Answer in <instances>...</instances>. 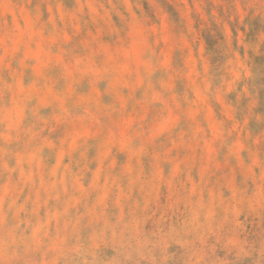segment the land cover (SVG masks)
Segmentation results:
<instances>
[{
  "label": "rangeland",
  "instance_id": "rangeland-1",
  "mask_svg": "<svg viewBox=\"0 0 264 264\" xmlns=\"http://www.w3.org/2000/svg\"><path fill=\"white\" fill-rule=\"evenodd\" d=\"M0 264H264V0H0Z\"/></svg>",
  "mask_w": 264,
  "mask_h": 264
}]
</instances>
